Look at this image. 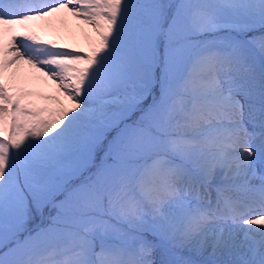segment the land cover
<instances>
[{
	"label": "snow or ice",
	"instance_id": "1",
	"mask_svg": "<svg viewBox=\"0 0 264 264\" xmlns=\"http://www.w3.org/2000/svg\"><path fill=\"white\" fill-rule=\"evenodd\" d=\"M0 264H264V0H0Z\"/></svg>",
	"mask_w": 264,
	"mask_h": 264
},
{
	"label": "rangeland",
	"instance_id": "2",
	"mask_svg": "<svg viewBox=\"0 0 264 264\" xmlns=\"http://www.w3.org/2000/svg\"><path fill=\"white\" fill-rule=\"evenodd\" d=\"M46 38H51V37H46ZM79 39V40H78ZM75 41L80 45V46H85L84 45V41H83V38L81 36V34H75ZM69 42H71V39L69 40ZM36 90H39V91H47V88H45L44 86L40 85L37 87Z\"/></svg>",
	"mask_w": 264,
	"mask_h": 264
},
{
	"label": "bare ground",
	"instance_id": "3",
	"mask_svg": "<svg viewBox=\"0 0 264 264\" xmlns=\"http://www.w3.org/2000/svg\"><path fill=\"white\" fill-rule=\"evenodd\" d=\"M69 26L70 29L75 33V34H79V31L75 28V22L74 21H70L69 22ZM79 40V39H78Z\"/></svg>",
	"mask_w": 264,
	"mask_h": 264
}]
</instances>
